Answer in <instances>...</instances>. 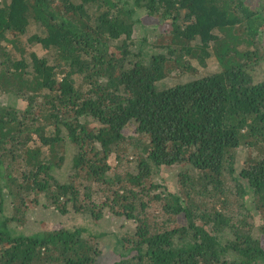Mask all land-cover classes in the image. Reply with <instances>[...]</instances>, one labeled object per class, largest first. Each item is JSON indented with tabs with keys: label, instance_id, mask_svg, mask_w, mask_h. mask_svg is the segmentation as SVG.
I'll list each match as a JSON object with an SVG mask.
<instances>
[{
	"label": "trees",
	"instance_id": "obj_1",
	"mask_svg": "<svg viewBox=\"0 0 264 264\" xmlns=\"http://www.w3.org/2000/svg\"><path fill=\"white\" fill-rule=\"evenodd\" d=\"M0 264H264V0H0Z\"/></svg>",
	"mask_w": 264,
	"mask_h": 264
},
{
	"label": "rangeland",
	"instance_id": "obj_2",
	"mask_svg": "<svg viewBox=\"0 0 264 264\" xmlns=\"http://www.w3.org/2000/svg\"><path fill=\"white\" fill-rule=\"evenodd\" d=\"M153 23H154V20L152 18H149L147 20L145 19V23L144 24L146 26L150 27L149 32L151 30V26H153ZM138 32H139V33H137L138 36L146 35L145 34V29L144 30L140 29ZM148 37L150 38L149 40H151V37L150 36H148ZM36 49H37V51H39V48H36ZM14 101H15V99L14 100H12V99L10 100V102H12V103H14ZM176 174H177V170H173V169H170V168H164L163 169V177H165L167 179L168 185L170 187H176V185H177V176H176ZM53 219L56 220L55 217ZM112 220L118 221V219H112ZM120 220L121 221H118V227H120L122 224L125 226L122 230H125L127 228L131 229V230L133 229V224H131L130 222H128L126 220L124 222L123 219H120ZM43 225H44V227H43ZM43 225L41 227V229L43 231H48V230H50V229H52L54 227H58L57 223L53 222L52 220H48V221L44 222ZM115 226H117V225H115Z\"/></svg>",
	"mask_w": 264,
	"mask_h": 264
}]
</instances>
